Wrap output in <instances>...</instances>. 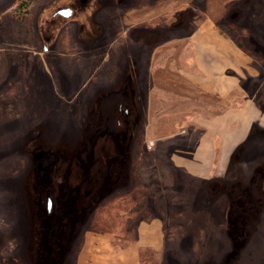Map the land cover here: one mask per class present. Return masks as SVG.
<instances>
[{
	"label": "rangeland",
	"instance_id": "1",
	"mask_svg": "<svg viewBox=\"0 0 264 264\" xmlns=\"http://www.w3.org/2000/svg\"><path fill=\"white\" fill-rule=\"evenodd\" d=\"M240 1L0 0V264H73L94 208L133 185L132 225L166 237L146 264H264V129L212 179L173 170L208 102L156 76L206 15L235 35Z\"/></svg>",
	"mask_w": 264,
	"mask_h": 264
},
{
	"label": "crops",
	"instance_id": "2",
	"mask_svg": "<svg viewBox=\"0 0 264 264\" xmlns=\"http://www.w3.org/2000/svg\"><path fill=\"white\" fill-rule=\"evenodd\" d=\"M259 3L251 28L248 19L256 11V6L243 1L250 11L244 13L246 16L239 25L250 32L249 37L243 38L244 46L249 47L247 43L252 42L257 45L256 51L264 49L263 42L257 37L258 30L259 35L264 37V0H259ZM231 33L213 17L206 15L188 35L173 38L158 49L159 55L163 52L166 56L169 44H174V48L180 45V53L174 51L168 57H159L156 70L158 82L179 84L208 102L197 104L207 108V116L203 118L198 114L200 117L192 118L195 130H203L194 150L185 155L179 150H172L171 154L173 170H182L203 180L212 179L213 172L227 171L232 157L248 150L246 141L253 137L249 134L254 125L264 129V110H260L256 103V93L264 91V53L259 54L261 58L248 54L243 43ZM173 58L175 64L170 62ZM162 229L159 218L142 221L137 226L136 242L126 246L120 245L109 233L90 231L84 235L73 264H141L140 249H147L155 256L156 253H165L166 237Z\"/></svg>",
	"mask_w": 264,
	"mask_h": 264
},
{
	"label": "trees",
	"instance_id": "3",
	"mask_svg": "<svg viewBox=\"0 0 264 264\" xmlns=\"http://www.w3.org/2000/svg\"><path fill=\"white\" fill-rule=\"evenodd\" d=\"M23 3V1H22ZM21 7L24 6L23 4L20 5ZM19 6V7H20ZM20 7V8H21ZM250 32L244 28L239 27L237 33L234 35L240 43H243V38H247L250 36ZM242 45V44H241ZM247 46H244V50L252 55L255 58H261V55L264 53L263 48H259L258 51L257 45L254 43H247ZM257 106L260 110H264V91H260L257 93ZM255 130H259V127L254 125L251 128V133L249 134L252 136ZM136 187L129 189L125 194L118 195L111 200L105 202L103 205L98 204L94 208V228L91 230L97 233H109L111 234L116 241L122 246H126L136 242L137 236V224L135 226L132 225V219L134 215L137 214L136 206L140 200L144 198L143 193L138 194L136 192ZM151 252L147 249H140V261L141 264H146L145 257L150 254Z\"/></svg>",
	"mask_w": 264,
	"mask_h": 264
},
{
	"label": "water",
	"instance_id": "4",
	"mask_svg": "<svg viewBox=\"0 0 264 264\" xmlns=\"http://www.w3.org/2000/svg\"><path fill=\"white\" fill-rule=\"evenodd\" d=\"M60 15H62L63 17H68L71 14V10L70 9H63L59 12Z\"/></svg>",
	"mask_w": 264,
	"mask_h": 264
},
{
	"label": "flooded vegetation",
	"instance_id": "5",
	"mask_svg": "<svg viewBox=\"0 0 264 264\" xmlns=\"http://www.w3.org/2000/svg\"><path fill=\"white\" fill-rule=\"evenodd\" d=\"M64 8H62V9H58L57 10V13L59 14V12L61 11V10H63ZM71 10V9H70ZM60 15V14H59ZM71 15V14H70Z\"/></svg>",
	"mask_w": 264,
	"mask_h": 264
}]
</instances>
